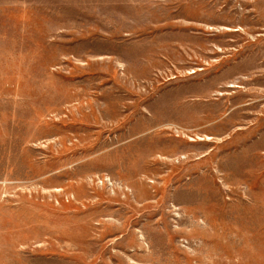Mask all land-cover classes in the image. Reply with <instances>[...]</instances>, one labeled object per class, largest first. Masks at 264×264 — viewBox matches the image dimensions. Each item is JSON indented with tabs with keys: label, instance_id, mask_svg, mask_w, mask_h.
Segmentation results:
<instances>
[{
	"label": "rangeland",
	"instance_id": "obj_1",
	"mask_svg": "<svg viewBox=\"0 0 264 264\" xmlns=\"http://www.w3.org/2000/svg\"><path fill=\"white\" fill-rule=\"evenodd\" d=\"M0 264H264V0H0Z\"/></svg>",
	"mask_w": 264,
	"mask_h": 264
}]
</instances>
